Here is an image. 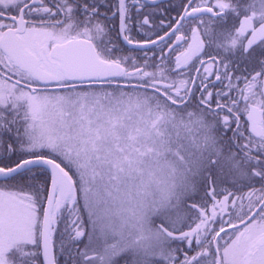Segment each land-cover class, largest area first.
Masks as SVG:
<instances>
[{"label": "snow or ice", "instance_id": "6c2138e0", "mask_svg": "<svg viewBox=\"0 0 264 264\" xmlns=\"http://www.w3.org/2000/svg\"><path fill=\"white\" fill-rule=\"evenodd\" d=\"M0 264H264V0H0Z\"/></svg>", "mask_w": 264, "mask_h": 264}]
</instances>
